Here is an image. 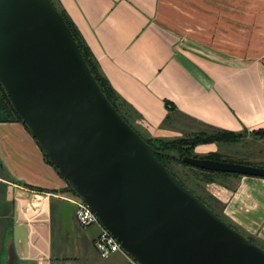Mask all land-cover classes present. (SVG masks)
I'll use <instances>...</instances> for the list:
<instances>
[{"label": "crops", "instance_id": "obj_1", "mask_svg": "<svg viewBox=\"0 0 264 264\" xmlns=\"http://www.w3.org/2000/svg\"><path fill=\"white\" fill-rule=\"evenodd\" d=\"M57 3L153 136L179 135L169 122L176 115L235 132L264 127V0ZM217 147L203 143L195 152ZM0 171V234L10 230L4 264H12L11 251L14 264H131L123 252L99 256V229L90 234L78 223L76 195L22 122H0ZM229 177L236 188L207 189L235 224L264 241V178Z\"/></svg>", "mask_w": 264, "mask_h": 264}, {"label": "water", "instance_id": "obj_2", "mask_svg": "<svg viewBox=\"0 0 264 264\" xmlns=\"http://www.w3.org/2000/svg\"><path fill=\"white\" fill-rule=\"evenodd\" d=\"M0 83L60 175L138 264H264V248L185 186L123 118L52 0H0ZM183 161L264 178L263 166Z\"/></svg>", "mask_w": 264, "mask_h": 264}, {"label": "trees", "instance_id": "obj_3", "mask_svg": "<svg viewBox=\"0 0 264 264\" xmlns=\"http://www.w3.org/2000/svg\"><path fill=\"white\" fill-rule=\"evenodd\" d=\"M52 2L59 9V11L61 12L65 21L67 22V24L71 28L73 35H74L76 41L78 42L80 49H81L86 61L88 62L92 72L94 73L96 79L98 80L99 84L101 85V87H102L103 91L105 92V94L107 95V97L110 99V101L113 103V105L117 108V110L121 113L123 118L135 130H137L139 132V134L154 148L156 156L168 167V169L174 175H176L181 180V182L185 186H187L188 188L191 189V187H189V185H187V183L176 173V171L173 168V164H177V165H181V166H185V167H190V168L195 169L196 173H202L203 181H205V183L214 181L219 176H223V177H225V176L227 177V176H231V175L242 176V175L236 174V173L214 172V171L200 169L197 167H193V166H191V165H189L183 161V158L186 156L195 157V158H209V159H214V160H223L222 159L223 155L219 151L210 152L205 156H199V154H197L195 152V148L197 145L203 144V143L222 144V143L237 142V141H239V139L243 135V134H241V132H235L232 130L215 128V127L209 126V128H211L212 131H207V130L199 131L197 133H193V134H190L188 136H184L178 140H166L164 138L156 137V136H153L151 134L145 135V134L141 133L135 127V125L133 123V120L135 118L131 113H129V111L130 112L133 111L135 114H137L141 118H142V116L136 111V109H134L132 107L131 104L126 102L117 93V91L110 84L108 79L102 74L96 59L94 58L91 50L89 49L88 45L84 41V38L82 37L81 33L78 31L75 24L72 22L70 17L67 15L65 10L58 5L57 0H52ZM168 107L171 108L172 106H170V104H168ZM12 121H18V122H22L24 124L23 120L15 112V110H14L3 86L0 83V122H12ZM244 131L247 132L248 130H244ZM252 131H254L256 135L264 136V127L254 129ZM45 158L50 164H52L46 155H45ZM34 189L43 191V189H37V188H34ZM67 190L74 193L73 189L71 188V186L69 184H68ZM191 190L202 201L207 203L216 214H218L220 217H222L224 220H226L231 226H233L234 228L239 230L238 227L233 225L231 223V221H229L225 217L224 213L220 209V207L223 208V204L221 202H219L218 200L214 199V197L211 194L209 195V192L207 191L206 188H204V192L206 194H208V196L207 195H199L193 189H191ZM240 232H242V231H240ZM242 233L245 234L244 232H242ZM246 236L251 241L256 242L253 239V237H251L249 235H246Z\"/></svg>", "mask_w": 264, "mask_h": 264}, {"label": "rangeland", "instance_id": "obj_4", "mask_svg": "<svg viewBox=\"0 0 264 264\" xmlns=\"http://www.w3.org/2000/svg\"><path fill=\"white\" fill-rule=\"evenodd\" d=\"M262 63L264 64V61ZM129 113H131L134 116L135 119L133 120V123L135 127L141 133L145 135H149V134L152 135L151 131L149 130V126L140 116L135 114L133 111L132 112L129 111ZM169 122L176 124V126L174 127L180 130V134L177 136L173 135L170 137H161L166 140H178L184 136H188L190 134L197 133L199 131H204V130L212 131V129L209 128V126L200 124L197 121L188 119L180 115H176L174 118L170 119ZM241 134L243 135L237 142L222 143V144L216 143L219 146V148L217 147L219 152L223 155V158H222L223 161L250 164L254 166L264 167V136L256 135L255 132L252 130L247 131V132L242 131ZM199 156H205V155L199 154ZM173 168L176 171V173L187 183V185H189V187H191V189L196 191L199 195L208 196V194L204 192V188L207 189L209 183H220V184L230 187L231 189L236 188L237 180L230 179L229 176L227 177L219 176L214 181L205 183V181H203L202 173H196L195 169L193 168L185 167V166H181L177 164H173ZM1 173L2 172L0 171V174ZM0 191H1V188H0ZM207 191L209 192V195L211 194L214 197V199L218 200L219 202L223 204V208L220 207V209L224 213L225 217L229 221H231L233 225L238 227L240 231L244 232L246 235L253 237V239L256 241L255 243L259 244L260 246L264 248V241H262L255 235L249 234L245 230L241 229L237 224H235L233 220L230 217H228V215L225 212L226 204L221 199H219L216 195L211 193L208 189ZM74 207L76 211L78 207L76 205H74ZM88 228L87 230L90 234L94 233L96 229L97 230L100 229L98 225H94ZM7 229L8 228H6V231L3 234H0V264H4V259H5L4 256L6 253H5V244L4 245L2 244V241H3L2 239L3 238L5 239L4 237L5 233H9L10 230L8 229L7 231ZM120 252L122 253L123 251H120ZM123 253L126 255L127 260L130 259L131 264H138L129 254H127L126 252H123Z\"/></svg>", "mask_w": 264, "mask_h": 264}, {"label": "built area", "instance_id": "obj_5", "mask_svg": "<svg viewBox=\"0 0 264 264\" xmlns=\"http://www.w3.org/2000/svg\"><path fill=\"white\" fill-rule=\"evenodd\" d=\"M76 218L82 227H90L98 225L99 233L95 239V248L101 258H108L112 254L123 251L121 244L116 237L105 228L100 222L98 216L90 209V207L78 196H76Z\"/></svg>", "mask_w": 264, "mask_h": 264}]
</instances>
